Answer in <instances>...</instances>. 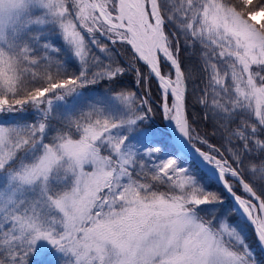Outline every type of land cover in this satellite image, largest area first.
<instances>
[{
    "label": "snow or ice",
    "instance_id": "snow-or-ice-1",
    "mask_svg": "<svg viewBox=\"0 0 264 264\" xmlns=\"http://www.w3.org/2000/svg\"><path fill=\"white\" fill-rule=\"evenodd\" d=\"M258 18L264 0H0V264H264Z\"/></svg>",
    "mask_w": 264,
    "mask_h": 264
},
{
    "label": "rangeland",
    "instance_id": "rangeland-1",
    "mask_svg": "<svg viewBox=\"0 0 264 264\" xmlns=\"http://www.w3.org/2000/svg\"><path fill=\"white\" fill-rule=\"evenodd\" d=\"M258 21L259 22H264V21H261L260 18H258ZM254 23H256V22H254ZM56 43L59 45L60 44V41L57 40ZM116 47H117V50H121V47L122 46L119 45V44H117ZM182 55H183V53H182ZM123 58H124L123 56L120 57L121 60H123ZM193 65L195 66V60H193ZM125 77H131V79L129 78L128 81H127V84L126 85H123L122 84V81L125 80ZM125 77H123L122 80L120 81V83L122 84V86L127 87V88H130V85H131L132 90H135L137 93L143 95L144 86L141 85L139 88H136L135 87V84H134L133 77L131 75H126ZM150 86L152 88V100H153V102H155V100H156V83H155V81H152ZM202 88H203V84L201 83V81L199 79H197L195 81H189V94H188V109H189V113L190 112L193 113L192 111H195L196 114L200 112V109H201L200 105L197 104L198 107H196L195 95H198L200 93V89H202ZM97 90L99 92H106V91H108V88L106 86H97ZM190 104H192L193 107H196V108H193V107L189 106ZM154 106H155V104H154ZM194 117H195V115H194ZM197 118L196 119L199 120V117H197ZM155 123L157 125H160L162 123L159 115L156 116ZM249 241L252 242L250 240V238H249ZM261 253H262V251H261Z\"/></svg>",
    "mask_w": 264,
    "mask_h": 264
},
{
    "label": "trees",
    "instance_id": "trees-1",
    "mask_svg": "<svg viewBox=\"0 0 264 264\" xmlns=\"http://www.w3.org/2000/svg\"><path fill=\"white\" fill-rule=\"evenodd\" d=\"M129 78L131 79V77H125V80L122 81V84L123 85H126ZM129 89H132L131 88V85H130V88ZM189 106L193 107L192 104H190ZM196 107H198L197 104H196ZM196 107H193V108H196ZM192 112L193 113H191V112L189 113V109H188L189 117H190V119L193 120V122H194V124L196 126L197 131L200 132L201 135L208 134L209 131H210V129H211V127H212L211 121L205 122V120L203 119V115H202V112H203L202 109H200V112L197 113V114H196L195 111H192ZM194 115H195V117H194ZM197 117H199V120H197L198 119ZM212 142L213 143H219V140L218 139H215V138H212ZM248 237L250 238V240L255 245V238H254V235H253V233H252L251 230L248 231ZM256 251H257V254L258 255H264V254L261 253V250L260 249H256Z\"/></svg>",
    "mask_w": 264,
    "mask_h": 264
},
{
    "label": "water",
    "instance_id": "water-1",
    "mask_svg": "<svg viewBox=\"0 0 264 264\" xmlns=\"http://www.w3.org/2000/svg\"><path fill=\"white\" fill-rule=\"evenodd\" d=\"M263 253H264V251H263Z\"/></svg>",
    "mask_w": 264,
    "mask_h": 264
},
{
    "label": "bare ground",
    "instance_id": "bare-ground-1",
    "mask_svg": "<svg viewBox=\"0 0 264 264\" xmlns=\"http://www.w3.org/2000/svg\"><path fill=\"white\" fill-rule=\"evenodd\" d=\"M193 92V91H192Z\"/></svg>",
    "mask_w": 264,
    "mask_h": 264
}]
</instances>
